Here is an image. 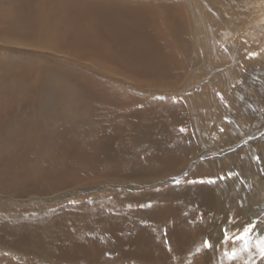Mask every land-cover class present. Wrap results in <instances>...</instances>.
Here are the masks:
<instances>
[{"label":"bare ground","instance_id":"1","mask_svg":"<svg viewBox=\"0 0 264 264\" xmlns=\"http://www.w3.org/2000/svg\"><path fill=\"white\" fill-rule=\"evenodd\" d=\"M185 2L186 5L177 0H138L136 4L131 0H31L30 5L25 0H10L8 2L0 0V47L6 46L11 40L16 42L17 45L36 46L48 50L56 49L57 51L63 49L72 52L73 56L77 55L91 59V63H97V69L101 72H105L102 70L105 61L95 58L113 59L114 63L113 61L109 62H112L122 72L124 66H126L121 77L128 82L131 80V84L139 87L138 90L143 85L141 76L143 75L148 78L153 77L144 83L149 90H152L150 88L161 89L163 92L175 89L174 92L179 94V89L177 90L174 86L185 74V69H187L190 60L202 55L197 49L201 46L210 61L209 79H216L218 86L224 92V94H221V98L224 95L225 101H232V103L234 101L235 106L239 108L237 111L247 116L248 112L254 110L251 98L245 99L242 97L238 89H235V93L229 92L230 87L228 85L235 74V70L223 67L222 64L226 62L221 60L222 57H218L219 54H216V42L211 38L210 33L202 29V32L199 33L200 28L198 27L200 25L201 28L203 27V20L201 19L200 22L197 1L192 0L191 7H189L188 0H185ZM212 2L218 5L222 3L218 0ZM185 6H188L192 12L188 13L184 8ZM192 8L194 9L192 10ZM222 22L228 30L236 32L240 29V23L237 22L236 16L224 15ZM230 46L232 49L233 45ZM8 50L10 52L5 49L0 50V189L9 193V195L28 191L37 196L40 193L49 194L60 187L62 183L68 182L66 180L70 173L66 172L65 168L62 169L57 161L56 156L58 154L61 157L67 155L69 158H74V160H71L75 161L76 167H80L82 166L79 165L80 161L84 160L86 162V160L94 159L97 155L99 156V153H106V155L114 152L120 153L126 140L134 138L136 143L132 146V150L129 149L132 152L128 154L130 155L128 160L131 159L132 163L126 169L138 173L149 168H170L171 163L175 161L174 159L177 157L179 159L185 151L186 144L183 143L182 136L176 132L173 119L162 122L157 119L156 112L163 114L170 109L167 108L168 103L165 101V105L147 103L149 104L148 107H144L146 112L144 121L146 124L141 123L140 116L135 117L133 114L126 115L120 112L124 118L130 120V124L131 122L135 123L133 135L130 131L126 132L128 129L122 127L121 122H115V126H110L107 131L103 132L94 120V115L98 116V114H94V110L99 111V115L100 113L112 114L113 106L121 107L122 103L124 105L128 104V99H131L129 93H123L124 95L120 93L114 95L113 93V95H110V92L106 93L109 89L104 90L106 89L104 86L98 87V90H96L97 84L89 85L88 75L86 79L79 78L73 68H63L56 62L50 64L46 61V58H33L32 56H24V53ZM61 55H64V53ZM66 55L68 56V54ZM232 56L233 64L237 66L239 59L243 58L242 49L240 47H238V50L234 49ZM200 61H203V59ZM110 63V66H106V63L105 66L111 67ZM253 68L252 70L249 69L250 74L243 75L241 73V78L246 81L245 83L264 94V66ZM117 69H114V72ZM214 69L216 70L214 71ZM114 74L117 75V73ZM111 75L113 74L111 73ZM83 77L85 78V76ZM192 80L194 79L192 78ZM185 83L187 84V81ZM33 92L38 93L37 105L30 107L28 104L33 101ZM215 94L208 85L201 84L184 95L187 98L188 115H191V120H194L197 124V129L201 126L200 131L211 124L210 121H217L213 109L220 107V100L218 99L216 102ZM96 100L103 105L102 108L96 107L94 104ZM258 100V103L261 104L263 99L258 97ZM18 103H24L25 105L18 107ZM180 104L174 105L173 111L179 110L182 107ZM29 109L34 111L30 116H26ZM212 115H214V118ZM239 117L241 119V116ZM112 121L109 120L108 123ZM238 122L240 121L238 120ZM220 123L222 125V122ZM233 125L235 127V124ZM228 134H230V131ZM142 154H144L143 157H141ZM113 156L116 158L115 155ZM71 165L73 166V164ZM90 165L92 164L90 163ZM72 170L74 171L75 168L68 169V171ZM82 170L84 168L81 167ZM65 173L67 174L65 175ZM216 183L215 185L209 184L210 186L207 184L209 187L203 185L198 189H194V186L192 191L189 187L188 190H183L181 194H179L181 190H177L173 193L177 195L174 204L178 205V198L183 195L186 196L184 197L186 201L197 202V204H203L204 201L213 196H216L219 202H223L227 198L230 199L235 186L224 184L221 181ZM189 210H192V207ZM176 213L182 218L183 208ZM61 214L51 213L46 217H39L34 223L31 222V217L28 216L31 223H24V220L23 223H12V225L1 224L0 241L3 240L2 244L12 245L17 249L27 251L40 249L41 255L45 254V250H58L59 253L71 250L88 255L92 251L103 247L110 246L114 249L116 247L114 246L115 241L123 242L124 240H129L136 245L137 250L142 252H151L154 249L156 232L151 230L153 228L147 227L146 224L138 223L128 226L132 225L130 220L114 217V219L107 221L108 223L112 221V224L109 223L108 226L112 227L111 231L114 228L115 238L107 240L105 236L98 240L99 235L75 234L72 231L63 232L61 228L63 216ZM126 217L129 216L123 218ZM181 223L175 224L173 230H177L178 239L185 240V235L182 234L185 229L183 230ZM127 232L129 234H126ZM124 243L123 245H125ZM234 250L237 251V254H241L242 250L239 251L237 248H234ZM242 253L245 256L244 252ZM135 256L137 258L138 255Z\"/></svg>","mask_w":264,"mask_h":264},{"label":"rangeland","instance_id":"2","mask_svg":"<svg viewBox=\"0 0 264 264\" xmlns=\"http://www.w3.org/2000/svg\"><path fill=\"white\" fill-rule=\"evenodd\" d=\"M4 1L8 2L10 0ZM131 1L134 4L138 2V0ZM177 1L186 5L185 0ZM195 1L199 4L197 11L200 14V22L201 19L203 20V27L201 28V25L198 27L200 28L199 33L202 32L201 29L210 33L211 38L216 42V54H219L218 57H222L221 60L226 62L222 64L223 67L235 70V74L228 85L230 87L229 92L235 93V89H238L242 97L245 99L251 98L254 110L247 113V116L251 113V117L250 115L248 117L244 116L240 111H237L239 108L235 106L234 101L233 103L232 101H225L224 95L221 98V94H224V92L218 86L216 79H209L210 61L201 46L197 49L202 55L193 58L194 61L193 59L190 60L186 67L187 69H185V76L183 75L176 82L177 85L174 86L177 90H180H178L179 94L174 92L175 89L163 92L161 89L150 88L152 90H149L144 83L153 78L150 75V78L141 75L143 85L138 90L139 87L131 84V80H129V83L121 77L126 66H124V71L122 72L112 62H109L113 61L114 63L113 59L106 60L105 58L94 57L95 59L105 61L104 64L102 63L104 65V69L102 70L105 72H101L97 69V63H91V59L82 58L77 55L73 56L72 52L63 49L62 51H57L56 49L48 50L36 46L17 45L16 42H12L11 40L6 46L0 47V50L5 49L7 52H10L8 50L10 49L17 53H24V56L27 55L40 59L46 58V61L50 64L56 62L63 68H73L76 74L79 75V78L86 79L88 75L89 85L97 84L96 90H98V87L104 86V88L106 87L104 90L109 89L106 93L110 92V95H113V93L114 95L116 93L117 95L118 93L122 95L126 92L129 93L128 95L131 96V99H128V104L124 105L122 103L121 107L113 106L112 114L100 113L99 115V111L94 110V114H98V116L94 115V120L103 132L107 131L110 126L113 127L116 123L121 122V126L128 129L126 132L130 131L133 135L135 123L131 122L130 124V120L124 118L120 112L126 115L133 114L135 117L140 116L141 123L146 124L144 121L146 113L144 107H148L151 103L162 105L168 103L167 108L169 107L170 109L163 114L156 112L158 115L157 119L162 122L169 121L172 118L176 125V132L182 136V141L186 144L185 151H183L179 159L178 157L174 159L175 161L171 163L170 168H149L138 173L126 169L132 163L131 159L128 160V156L130 157L128 154L132 152V146L136 143V139L134 140V138L126 140L120 153L114 152L109 153V155L99 153V156L97 155L96 157L97 159H89L86 162L84 160L80 161L79 165H82L80 167H76V163L73 161L74 158H69L67 155L61 157L58 154L56 156L57 161L62 166V169L65 168L67 171L64 170L70 173V177L68 176L66 180L68 182L62 183L53 192L49 194L40 193L38 194L39 196L30 191L9 195V193L0 189V225L4 223L10 225L18 222L23 223L24 220V223H27L30 222V217L31 222L34 223L39 217H46L51 213H62L63 223L61 228L63 232L72 231L75 234L99 235L98 240L106 236L107 240H111L115 238L116 233L114 228L111 231L112 227L108 226L112 221L109 223L108 221L115 217L130 220L132 225L128 226L139 223L153 228L151 230H155L156 232L155 250L142 252L137 250L136 245L129 240H124L125 245H123V242L115 241L114 246L116 247L114 249L110 246L103 247L92 251L88 255L71 250H67L69 252L65 251L64 253H59L58 250H45V254L41 255L40 249H36V251L17 249L12 245L2 244V240L0 241V264H264V259L260 258L256 248V242L260 237L264 236V94L257 91L255 87H251V85L245 83L246 81L241 78L242 74H250L249 69L252 70L253 67L255 69V67L264 66V0H218L222 2L220 5L214 4L213 0ZM25 2L31 5V0H25ZM191 2L192 0H188L189 7H191ZM189 7L185 6L184 8L188 13H191L192 11ZM224 15L236 16L237 22L240 23V29L236 32L228 30L222 22ZM230 45H233L232 49ZM238 47L242 49L243 58H240L237 62L239 66H234L232 51L234 49L238 50ZM60 53H64V55ZM202 59L203 61H200ZM108 62L112 65L111 67H109ZM105 63L106 66H109L106 67ZM114 69H117V71L114 72ZM109 71H112L113 75ZM114 73H117V75ZM183 77L184 81H187V84L183 81ZM119 80L120 82L118 83ZM201 84L204 86L208 85L216 93L214 96L216 102L218 99L220 100V107L213 109V113L217 116L215 118L217 121H210L209 123L211 124L206 126L202 131H200L201 126L197 129V124L194 120H191V115H188L186 108L187 98L184 96ZM37 97L38 93L33 92V101L28 104L30 107L37 105ZM137 97H141L142 99L139 98V100ZM258 97L263 99L261 104L258 103ZM4 101L7 103L5 98ZM177 103H181L182 107L177 111H173V107ZM94 104L97 108H102L103 106L97 100L94 101ZM18 105L20 107L25 104L18 103ZM33 111V109H29V113L26 116H30ZM230 111L235 113H231ZM172 113L174 114L172 115ZM212 116L214 118V115ZM239 116H241V119ZM109 120L113 121L108 123ZM219 120L222 122V125L218 122ZM232 123L235 124V127ZM228 130L230 134H228ZM130 148L131 150H129ZM123 152H126V154ZM143 156L144 154L141 155V157ZM106 157L109 159L107 160ZM61 160L63 161L61 162ZM66 167H69V170L73 167L75 170L68 171ZM81 167L84 170L81 171ZM121 167L124 168L122 169ZM210 180L214 182L210 183ZM217 181L235 186L230 199L227 198L225 201L219 202L218 198L213 196L211 197L213 200L210 198L204 201L203 204H197V202L186 201L184 199L186 196L183 195L178 198V205L174 204L177 195L173 193L177 190H181L179 192L181 194L183 190H188L189 187L190 191H192L194 186V189H198L207 184L215 185ZM214 199L216 200L214 201ZM26 207L28 208L26 209ZM190 207H192V210H189ZM181 208H183V216L186 218L183 216L180 218L177 215L176 212H179ZM27 212L28 214H26ZM124 216L129 217L123 218ZM251 222H256V228L248 240L251 249L243 251L241 247H243L244 242L240 240L233 242L231 237L237 235L244 225ZM179 223L183 225V230L185 229L182 232L185 235V240L178 239L179 234H177V230H173L175 224ZM225 229H227V234L230 237L227 241L223 239ZM126 234H129V232ZM204 239H209L214 247L205 249L203 247ZM126 242L130 243L127 244ZM234 248H237L239 251L242 250L241 254L238 253L236 258L229 260L225 253H231ZM198 249L199 251H197ZM253 250L255 251L253 252ZM242 252H244L245 256ZM135 255H138L137 258Z\"/></svg>","mask_w":264,"mask_h":264},{"label":"snow or ice","instance_id":"3","mask_svg":"<svg viewBox=\"0 0 264 264\" xmlns=\"http://www.w3.org/2000/svg\"><path fill=\"white\" fill-rule=\"evenodd\" d=\"M221 179H223V177H221ZM209 182L213 183L214 181L210 180ZM255 228H256V222L248 223L243 226L242 230L237 235H235L234 237H231V239L233 240V242H235L236 240L243 241L244 243H243L242 250L249 251L250 245L248 244V240L251 238V234L255 230ZM223 239L225 241L230 239V237L227 234V229L224 230ZM203 247L205 249H211L214 247V245L209 239H204ZM256 248H257V252L260 258L264 259V236L260 237V239L256 242ZM197 251H199V249ZM225 255L227 256L229 260H231V259L236 258L237 251L233 250L231 253H225Z\"/></svg>","mask_w":264,"mask_h":264}]
</instances>
